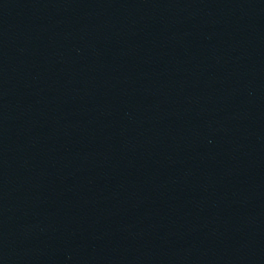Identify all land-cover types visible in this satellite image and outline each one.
I'll list each match as a JSON object with an SVG mask.
<instances>
[{"label":"water","instance_id":"obj_1","mask_svg":"<svg viewBox=\"0 0 264 264\" xmlns=\"http://www.w3.org/2000/svg\"><path fill=\"white\" fill-rule=\"evenodd\" d=\"M0 264H264V0H0Z\"/></svg>","mask_w":264,"mask_h":264}]
</instances>
